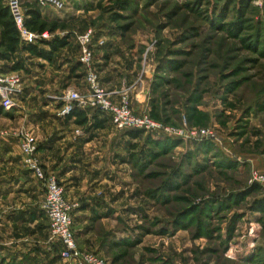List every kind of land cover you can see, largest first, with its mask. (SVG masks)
Instances as JSON below:
<instances>
[{
  "label": "rangeland",
  "instance_id": "1",
  "mask_svg": "<svg viewBox=\"0 0 264 264\" xmlns=\"http://www.w3.org/2000/svg\"><path fill=\"white\" fill-rule=\"evenodd\" d=\"M62 2L69 27L49 41L68 36V46L49 60L17 51L12 59L25 70L0 61V72L18 83L12 108L0 105V132L7 133L0 142L19 143V130L35 136L13 121L24 110L50 103L62 118L63 94L85 93L73 40L91 29L102 89L116 93L114 101L126 95L135 113L168 129L142 131L136 140L114 127L98 135L76 130L96 137L107 156L94 172L84 165L78 174L86 178L83 192L113 205L91 223L101 241L95 252L109 264H264V215L254 209L264 198V182L254 180L264 176V0H249L241 16L242 0ZM70 56L78 57L71 67ZM201 129L212 135L191 136ZM36 157L40 162L38 148ZM67 201L75 205L73 219L80 204ZM6 213L0 212V264H74L61 257L42 209L40 224L29 217L12 222Z\"/></svg>",
  "mask_w": 264,
  "mask_h": 264
},
{
  "label": "crops",
  "instance_id": "2",
  "mask_svg": "<svg viewBox=\"0 0 264 264\" xmlns=\"http://www.w3.org/2000/svg\"><path fill=\"white\" fill-rule=\"evenodd\" d=\"M33 2L34 0H23L25 7ZM59 12L52 8H46L42 13L50 19L64 20V15ZM73 42L74 47H77L75 40ZM77 58L74 56V59H72L70 56L67 58L69 62L67 61L66 65L71 67V62H78ZM35 78L37 77L33 79ZM112 84L113 80L107 85L111 86ZM48 86L46 85V87ZM30 96L33 95L29 93L25 99ZM51 106L50 103H46L42 109H36L35 111L23 109L24 114L13 121L35 133L38 144V157L44 169H50L56 175L58 182L64 189L65 198L79 202L80 208L73 216V231L77 247L84 251L96 253L95 251L99 250L101 241L97 240L91 223L96 224L99 220H96L95 216L102 215L107 211L108 206L113 207V205L108 204L106 199L95 198L94 191L83 192L86 189V187H83L86 178H81L78 174L85 170L84 165H90L88 171L94 172L95 165H101L106 161L103 159L107 157L106 150L99 149V142L96 141V137L87 140L86 137L76 136V130H80L81 126L75 125L73 119L58 118ZM135 110L140 111L139 109ZM109 128L113 129V126L108 122L104 129L89 132L98 135V132H104ZM111 137L112 134H110L107 141L108 145L112 139ZM100 168L97 167V169ZM43 198L42 185L22 165V155L18 141L15 139L1 141L0 200L2 204L0 210H2L0 212L11 214L8 218L10 217L12 222L14 220L18 222L20 219L29 217L33 224H40L43 221L40 214ZM5 200H10L12 203L5 205L3 203ZM103 225L105 224L103 223ZM46 230L42 228V234H46ZM37 233L39 234V232Z\"/></svg>",
  "mask_w": 264,
  "mask_h": 264
},
{
  "label": "built area",
  "instance_id": "3",
  "mask_svg": "<svg viewBox=\"0 0 264 264\" xmlns=\"http://www.w3.org/2000/svg\"><path fill=\"white\" fill-rule=\"evenodd\" d=\"M40 9L52 8L56 11L63 9L62 0H34ZM7 9L17 29L21 44H38L49 41L51 33L32 32L25 26L26 9L23 0H4ZM94 33L91 29L79 34L76 43L80 53L79 62L84 68L85 93L68 89L62 96L64 104L61 106L59 116L67 117L74 108L82 110H98L109 115L112 126L117 131L138 130L144 133H159L168 131L162 125L154 121L147 113H135L128 102L126 95L118 96L114 101V92L108 93L100 86L98 75L94 67V55L92 52V41ZM17 81L13 77H7L0 72V105L5 110L12 108L11 94L16 90ZM0 135L7 133L0 132ZM210 137L211 131L201 129L193 131L192 137ZM19 140L20 152L26 169L40 182L44 192L41 209L48 221L51 238L61 246V257L71 260L74 264H109L104 258L94 252L79 251L76 245L72 210L74 204L69 203L64 195V189L58 182L56 176L44 170L38 158L37 141L35 136L25 130L15 133ZM254 180L264 182V176L256 177Z\"/></svg>",
  "mask_w": 264,
  "mask_h": 264
},
{
  "label": "trees",
  "instance_id": "4",
  "mask_svg": "<svg viewBox=\"0 0 264 264\" xmlns=\"http://www.w3.org/2000/svg\"><path fill=\"white\" fill-rule=\"evenodd\" d=\"M248 1L249 0H242L241 3L243 6L239 11L240 16L242 14L243 7L248 5ZM124 5H126L125 2L120 3L121 8H124ZM25 9V26L32 32L42 33L47 31L49 33H54L57 30L65 31L69 27V24L64 20L56 18L50 19L44 15L42 13L44 10L40 9L35 1L30 5H27ZM67 39L68 36H64L60 39L39 43L48 46V51L40 49L37 47L38 45L21 44L17 29L13 23L9 10L6 7L4 0H0V61L12 62V70H25L21 62L13 61L12 59L17 51L21 50L22 52L36 56L38 58L49 60L52 53L67 45ZM90 111L93 114L91 118L88 117V114L85 110L74 108L72 112L67 117H65V119H73L75 125L86 127L87 131L101 130L105 128L106 123H111L109 115L98 110L91 109ZM3 112V109L0 107V114H3ZM122 132H124L127 137L131 138L132 140H136L142 133V131L138 130H127ZM89 138H91V136ZM254 209L264 215V198L255 203Z\"/></svg>",
  "mask_w": 264,
  "mask_h": 264
}]
</instances>
